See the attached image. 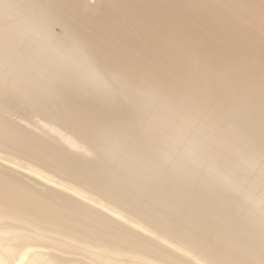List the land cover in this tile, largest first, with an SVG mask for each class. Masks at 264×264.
<instances>
[{"label": "bare ground", "instance_id": "1", "mask_svg": "<svg viewBox=\"0 0 264 264\" xmlns=\"http://www.w3.org/2000/svg\"><path fill=\"white\" fill-rule=\"evenodd\" d=\"M0 264H264V0H0Z\"/></svg>", "mask_w": 264, "mask_h": 264}, {"label": "rangeland", "instance_id": "2", "mask_svg": "<svg viewBox=\"0 0 264 264\" xmlns=\"http://www.w3.org/2000/svg\"><path fill=\"white\" fill-rule=\"evenodd\" d=\"M91 3H94L95 0H89ZM55 31L59 32L60 31V28L59 26H55Z\"/></svg>", "mask_w": 264, "mask_h": 264}]
</instances>
